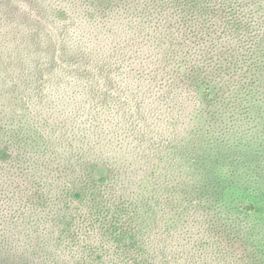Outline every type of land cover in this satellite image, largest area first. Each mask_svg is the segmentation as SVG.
I'll return each mask as SVG.
<instances>
[{
	"label": "rangeland",
	"instance_id": "1",
	"mask_svg": "<svg viewBox=\"0 0 264 264\" xmlns=\"http://www.w3.org/2000/svg\"><path fill=\"white\" fill-rule=\"evenodd\" d=\"M182 40L140 10H109L106 0H0V144L11 142L15 155L0 162V264H55L57 250L65 249L58 237V209L40 198L45 189L52 196L61 184L71 183V174L59 169L111 162L112 186L131 193L155 154L179 139L183 122L188 130L196 125L198 93L190 91L179 113L180 81H165L167 75L156 72L175 45L182 48ZM178 61H184L180 53ZM33 124L59 166L50 164L47 145L36 155L42 139L32 133ZM186 140L203 161L205 137L187 132ZM244 177H233L241 181L235 196L245 192L243 185L264 187V178L256 183ZM203 214L193 207L170 226L169 213L160 215L147 234L152 262L244 264L242 250L226 247ZM262 228L257 240L264 246L263 220L257 224ZM106 258L109 264H130L110 245Z\"/></svg>",
	"mask_w": 264,
	"mask_h": 264
},
{
	"label": "trees",
	"instance_id": "2",
	"mask_svg": "<svg viewBox=\"0 0 264 264\" xmlns=\"http://www.w3.org/2000/svg\"><path fill=\"white\" fill-rule=\"evenodd\" d=\"M106 2L109 10H140L181 35L182 48L175 45L156 72L165 73V81H180L184 97L179 113L185 110L190 91L198 93L201 106L194 114L196 125L188 130V122H183L179 139L155 154L150 170L136 180L131 193L123 188L117 192L111 184V162L59 169L71 174V183L61 184L55 195L49 196L48 189L40 194L44 203L58 209V237L65 249L57 250L54 263L109 264L106 249L110 245L130 264H154L147 234L160 215L169 213L165 223L170 226L199 207L203 217H209L205 223L211 232L226 247L242 250L244 264H264V246L257 240L263 230L257 224L264 221V187L243 185L245 192L235 196L241 181L233 178L241 174L256 183L264 178V0ZM179 53L184 61H178ZM187 132L205 137L208 155L203 161L187 145ZM32 133L42 139L36 155L41 145H47L50 164L59 166L37 124ZM14 159L12 143L0 144V162ZM229 191L232 201L226 199ZM59 202L64 203L60 209Z\"/></svg>",
	"mask_w": 264,
	"mask_h": 264
}]
</instances>
